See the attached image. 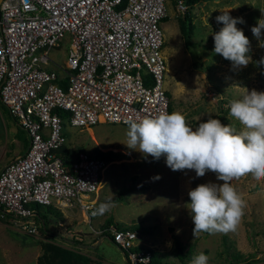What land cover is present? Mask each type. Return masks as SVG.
Listing matches in <instances>:
<instances>
[{
	"label": "built area",
	"instance_id": "obj_1",
	"mask_svg": "<svg viewBox=\"0 0 264 264\" xmlns=\"http://www.w3.org/2000/svg\"><path fill=\"white\" fill-rule=\"evenodd\" d=\"M165 2L0 0V103L27 138L0 167L1 216L33 234L30 203L76 205L92 215L108 160L77 149L65 163L57 152L66 141L63 125L170 113L161 52ZM174 9L184 13L187 5L174 0ZM62 40L64 59L56 62L49 50ZM107 230L128 264L149 260L148 250L135 248L136 231Z\"/></svg>",
	"mask_w": 264,
	"mask_h": 264
},
{
	"label": "rangeland",
	"instance_id": "obj_2",
	"mask_svg": "<svg viewBox=\"0 0 264 264\" xmlns=\"http://www.w3.org/2000/svg\"><path fill=\"white\" fill-rule=\"evenodd\" d=\"M165 7V19L160 21L164 34L161 52L165 59L164 85L170 113H182L193 129L206 121L208 114L213 118L220 114L222 124H233L239 129L241 125L229 116V101L252 89L264 91V65L257 63L264 57V48L259 47L251 31L264 18V0H197L187 5L188 46L183 44L177 25V18L184 13L174 9V0H166ZM221 11L244 20L236 26L250 41L246 55L251 60L246 67L233 68L231 61L213 51L212 33L223 27V23L216 21ZM65 47L66 41L62 40L59 46L49 50V56L56 62L63 60ZM90 127L78 129L64 123V146L72 155L78 148L94 151V138L101 144L120 142L128 148L123 143L126 125L97 123ZM25 141L23 129L0 103V167L25 147ZM134 151L128 148L106 157L112 159L101 172L100 187L103 186L107 195L100 197L98 191L94 208L109 196L113 197L115 207L104 215L86 216L76 205L54 207L30 203L44 219L33 216L37 224L33 234L12 217L0 215V264H128L121 249L101 234L109 215L122 227H148L147 233L137 232V247L153 251L164 264H180L176 247L187 264L201 252L209 257L208 264H264V180L257 181L248 174L231 181L245 201L235 231L193 237L188 191L202 183L222 181L211 171L202 177H197L195 170L171 171L157 166L151 156L145 160ZM122 155L128 158H120ZM231 252L246 258L229 261Z\"/></svg>",
	"mask_w": 264,
	"mask_h": 264
},
{
	"label": "clouds",
	"instance_id": "obj_3",
	"mask_svg": "<svg viewBox=\"0 0 264 264\" xmlns=\"http://www.w3.org/2000/svg\"><path fill=\"white\" fill-rule=\"evenodd\" d=\"M221 12L216 21L223 23V27L212 33L213 51L231 61L233 68L246 67L251 60L246 55L250 41L236 26L244 20L231 17L228 11ZM262 30L264 18L251 28L259 47L264 48ZM257 63L264 65V57ZM228 108L229 116L241 125L239 129L233 124H222L211 114L193 129L179 111L123 121L127 126L123 143L139 151L145 160L149 156L158 160L166 155V164L173 171L195 170L197 177L211 171L222 181L202 183L188 191L193 237L235 231L243 216L245 201L231 181L248 174L257 181L264 180V91H247L241 98L230 100ZM114 207L113 197L109 196L92 215H104ZM208 259L201 252L190 264H208Z\"/></svg>",
	"mask_w": 264,
	"mask_h": 264
},
{
	"label": "trees",
	"instance_id": "obj_4",
	"mask_svg": "<svg viewBox=\"0 0 264 264\" xmlns=\"http://www.w3.org/2000/svg\"><path fill=\"white\" fill-rule=\"evenodd\" d=\"M195 1H197V0H184L185 4L188 5V6L191 5V4H193ZM187 18H188L187 11L184 12L183 16L177 18V25H178V29H179V32H180V37H181V39L183 41V44L185 46H188L189 45V42H190L189 41V28L187 27L186 22H185V20ZM161 19L164 20L165 19V16H163ZM5 110H6V108H5ZM216 117L219 118V119L221 118L220 114L216 115ZM25 144H26V141H25ZM78 149H81V148H78ZM57 152L60 153L63 156V160H64L65 163H68L69 162V158H67L66 156L67 155L71 156L72 153H71V150L68 149V147H66V146L63 145V146H61L57 150ZM115 152L116 151L111 150V149H105V150L101 151V150H99V149L96 148L94 151H92L91 154L93 156H99V157H102V158H105L106 159V157L110 153H113L114 154ZM33 209L36 210L35 216L37 218H41V221L44 220L43 219V216L39 214V212L36 209V207H34ZM109 224H112L115 228H121L122 227V225L119 222L114 221L112 219L111 215H109L108 217H106L105 223H104L103 228H102V231H101V234L107 236L108 238H110V234L108 233V230H107ZM129 228L133 229L136 232H144V233H147V232L150 231V229L148 227H141L139 225H132V226H129ZM135 248H138V247L136 246ZM121 251H122L123 255L125 256V251L122 250V249H121ZM148 251L150 253L149 260L146 263H142V264H164L162 262V260L153 251H150V250H148ZM175 251H176L177 256L180 259V264H187V261L184 259V255L181 254V252L179 251V249L177 247H176V250ZM241 258L242 259H245L246 257H242V255L237 256L236 253H234V252L229 253V256L227 257V259L229 261H241ZM126 262H127V260H126Z\"/></svg>",
	"mask_w": 264,
	"mask_h": 264
},
{
	"label": "crops",
	"instance_id": "obj_5",
	"mask_svg": "<svg viewBox=\"0 0 264 264\" xmlns=\"http://www.w3.org/2000/svg\"><path fill=\"white\" fill-rule=\"evenodd\" d=\"M65 49H66V47H65ZM49 67H52V65H48ZM99 123H109V122H99ZM110 124H118L119 126H124L125 124H120V123H110ZM88 129H91V127L89 126L88 127ZM93 147L94 148H99L100 150H105V149H107V148H110V149H113V150H117V149H119V150H121V151H123V150H127L128 151V148L126 149L125 147H123L122 146V144L119 142V143H115V142H109L108 140H106V141H108L107 143H104V144H101L100 142L98 143L96 140H95V138L93 139ZM23 149L21 148V149H19V150H17L12 156H14L16 153H18V152H21ZM118 150V151H119ZM135 150V149H134ZM117 151V152H118ZM137 151V150H136ZM136 151H134V152H136ZM91 153H92V151H90ZM117 152H115L114 153V155L117 153ZM134 154H140V152L139 151H137L136 153H134ZM12 156H10L8 159H10ZM116 157V156H115ZM120 158H128V157H126L125 155L123 156H120ZM7 159V160H8ZM110 159H112V158H110ZM110 159H109V161H110ZM6 160V161H7ZM153 160H155V162H156V164H157V166H162V167H164L165 166V168H167V169H169V170H171V171H173L172 169H170L168 166H167V164H166V155H161V157L157 160V159H153ZM108 165H109V162H108ZM161 169V168H160ZM163 169V168H162ZM180 172V171H179ZM101 182H102V179H101V181H100V186H101ZM102 185H104V184H102ZM98 191H99V195H100V197H102L103 195L105 196V195H107V193H106V191L104 190V188H103V186L102 187H99V189H98ZM98 191H97V198H98Z\"/></svg>",
	"mask_w": 264,
	"mask_h": 264
}]
</instances>
